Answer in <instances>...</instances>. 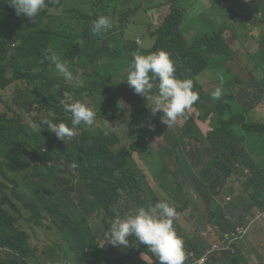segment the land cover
Segmentation results:
<instances>
[{
  "label": "trees",
  "instance_id": "obj_1",
  "mask_svg": "<svg viewBox=\"0 0 264 264\" xmlns=\"http://www.w3.org/2000/svg\"><path fill=\"white\" fill-rule=\"evenodd\" d=\"M145 1L50 0L48 9L33 23L18 19L9 0H0V90L13 84L18 88L14 99L18 110L12 116L0 113V250H5L0 264H42L30 244V231L36 227L37 234L46 228L72 236L70 250L76 253L75 263L87 264L86 249L94 239L82 233L81 224H76L72 215L85 213L89 207L103 208L107 218H123L159 202L146 168L165 193L163 201L178 214L173 227L183 240L184 264H196L195 260L210 256V247L244 226L233 220L243 209H264V68L256 60L264 51V26L259 37L256 30L262 20L251 10L248 24H238L248 14L236 15L234 0L229 11L240 26V31L235 29L239 41L229 30L231 23L218 14L221 19L216 18L213 35L205 32L206 19L193 20L202 25L189 44L185 34L190 28L182 0H168L170 12L151 33L154 42L147 53L167 52L176 77L190 80L191 90L199 97L186 110L185 125L177 121L168 127L161 113L152 115L146 98L124 84L133 54L142 51L136 38L129 35V26ZM99 16L108 17L112 28L94 36L90 24ZM248 25L251 34L254 31L251 38H247ZM228 34L235 36L232 41L236 44L244 45L238 53ZM49 50L69 64L78 81L67 83L55 71L44 59ZM237 54L244 56L251 81L246 80L240 65L237 70L232 67ZM212 84L215 86L210 88ZM218 87L223 95L217 100L213 93ZM76 100L93 106L102 121L119 112L123 135L113 130L105 135L104 122L102 127L84 130L72 142H57L43 121L65 120L64 103ZM191 108L196 112L191 113ZM35 111L42 114L33 117L37 128L24 119ZM172 132L174 136L165 138V147L153 144ZM21 175L33 188L31 201L26 198L27 187L24 194L19 192ZM230 181L241 183L242 192L223 207L218 199ZM63 182L81 188L53 189ZM227 197L231 196L224 197L226 203ZM129 253L131 258L141 255L143 264H159L134 236H130ZM240 255V251L216 252L206 264H249Z\"/></svg>",
  "mask_w": 264,
  "mask_h": 264
},
{
  "label": "clouds",
  "instance_id": "obj_2",
  "mask_svg": "<svg viewBox=\"0 0 264 264\" xmlns=\"http://www.w3.org/2000/svg\"><path fill=\"white\" fill-rule=\"evenodd\" d=\"M49 1L50 0H9L8 6L18 19L34 23L35 20L48 9ZM170 4L172 5V3ZM75 6H78V1H76ZM111 28L110 19L105 16H99L96 20L91 22L89 30L91 34L95 36ZM151 33L150 38L154 42ZM136 42L137 44L141 43L139 39H136ZM44 59L49 61L51 65H54L55 71L67 83L79 80V76L74 75L73 71L70 70L69 64L66 61H62L60 56L55 52L49 50V53L45 55ZM175 71V64L167 52L158 51L149 54L142 49L141 52L133 54V58L127 70L126 82L124 83L129 91L132 89L135 94L146 98V100L150 102L149 108L152 115L161 113V120L168 127L176 124L178 119L185 114L186 110L199 99L198 95L191 90L192 82L190 80L178 79L175 75ZM220 79L222 84L223 78L220 77ZM11 86H14L16 89V93L13 96V105L9 106L10 111L0 112L9 113L10 116L13 115L14 111L18 110V106L14 102L18 94V88L15 84ZM154 88L156 89L155 92H153ZM222 95V87H218L213 93V98L218 100ZM125 104L126 102L124 101L123 105ZM64 110L65 120L58 123H52L48 120L43 121L57 142H72L84 130L102 127L104 122L106 123L104 129L105 135H109L113 130L111 128L112 124L108 123L107 120L112 118L114 113H112L111 117H105L102 121L99 119L97 110L86 101L76 100L65 102ZM99 122H101L102 125H99ZM73 167H75V165H73ZM73 173L77 172L74 171ZM58 176L60 175H55L54 178ZM23 178L24 175H21V180L26 185L23 186L22 184L19 192L24 194L23 188L27 187L28 196L26 198L31 201L34 199L32 197L34 196V193H32L33 188H29ZM228 198H230V200H228ZM231 199V197H227L226 200L229 202ZM101 210L108 220L104 231L105 239L101 244L93 240V244L86 249L88 253L86 257L87 264H91V262L92 264H99L104 254L127 255L130 236H134L138 244L146 245L148 250L158 259L159 264H184L186 257L183 240L177 235L173 227V221L178 214L176 209L168 202L159 201L154 205L149 204L146 208H137L123 218L117 216L115 219L107 218L105 210L103 208H101ZM110 221H113L111 225ZM83 223L84 221L80 222L81 226ZM58 234L60 236L63 235V233ZM30 237V244L36 250V256L42 264H76L74 261L76 253L70 250V244L66 247H58L53 244L43 249L40 243H38V248L40 249L38 250L36 244H32V235H30ZM60 240L63 239L61 238ZM67 240L70 241V243L73 241L69 237ZM94 250L98 252V256L92 255ZM58 251H61L60 256H57L54 260L53 255ZM238 251L241 252L240 256L243 257L244 249ZM4 255L5 250H0V259H2Z\"/></svg>",
  "mask_w": 264,
  "mask_h": 264
},
{
  "label": "rangeland",
  "instance_id": "obj_3",
  "mask_svg": "<svg viewBox=\"0 0 264 264\" xmlns=\"http://www.w3.org/2000/svg\"><path fill=\"white\" fill-rule=\"evenodd\" d=\"M171 1V0H170ZM170 1L168 0H147L142 5L140 11L137 13V15L132 19V24L129 27V34L131 36H135L136 39L140 40L141 43H138L144 51H148L152 48L153 41L150 38V33L154 31L157 27L160 26V24L163 22V20L166 18V16L169 14L171 6ZM217 1V2H216ZM234 0H182L181 7L183 9V13L186 11V24L190 28V32L186 33V39L189 44L192 42L193 36L198 31L199 27L202 25L200 23L194 22L193 20H196L197 18L201 17L206 19L209 23L205 26V32L207 35H213L217 31L216 18L221 19L218 14L221 16H224L226 19L227 24L231 23L232 26L229 27V30L232 31L236 36L235 29L237 31H240V26L237 25L234 21L235 17L231 16V13L229 11V8L231 7L230 4ZM257 1V4L255 3ZM153 4V5H150ZM234 7L239 9V12H247L248 15L243 20H238V24L245 25L247 22V19L251 16L250 11L253 10L254 13L258 16L257 20H262L263 23H259L256 27L258 37L261 34V30L264 26V0H236L234 3ZM185 15V13H184ZM233 22V23H232ZM248 24V22H247ZM248 36L247 38H251L254 31L250 32V28L248 25ZM229 39V43L235 47V52L238 53V51L242 48H244V45L242 43L236 44V41H232V38H235L232 34L227 35ZM239 41V36H237ZM251 47L250 49H253L252 42L250 43ZM259 48V45H258ZM244 56L241 54H237L232 61V67L237 70L236 65H240L247 74L246 80L252 79V76H249L248 69L245 66V60L243 59ZM256 60L259 61L260 66L264 68V51L260 53ZM215 84H212L210 88L214 87ZM16 93V89L14 86H11L7 88L6 90L0 91V112L3 111H10L9 106L13 105V96ZM191 113H195L196 110L191 108ZM12 114V112H11ZM119 112H116L113 114V117L107 120L108 123L113 125V132L117 133V135L122 136L125 129L121 128L119 125V120L117 115ZM249 114V113H248ZM247 114L248 121H251ZM42 114L40 112H34L32 115H26L25 121L29 124H31L34 128L38 127V122L33 119V117H41ZM180 125H185L187 121V116H182L178 119ZM99 125H102L101 122L98 123ZM171 136H174V132L171 134H166L161 138H158L154 141L153 144L156 145L157 148L161 149L166 146L165 144V138H169ZM122 144H125V141L122 140ZM136 161L144 167L142 161L139 159V157L135 154L134 155ZM149 183L154 188V190L161 196L160 201L165 200V193L160 189L156 179L151 176L147 168L145 169ZM59 178L66 179V181L69 179L68 176H58ZM26 184L23 183V186ZM52 187V185H50ZM65 188H68L69 190L72 189H80L81 186L77 184H69L67 182H63L62 184L53 187L55 191L61 192ZM242 192V186L241 183H235L233 181H230L226 185L225 193L220 197L219 196V203L226 207L229 204L233 203L235 199L241 194ZM33 193V192H32ZM231 196L232 199L229 202H225L224 197L225 196ZM218 201L217 204L219 205ZM54 207V206H53ZM243 209L241 213L237 214V218H234V223L242 222L241 225L248 226L249 228V234L247 238L244 241L248 242V245L244 246V248H247L245 258L248 259L249 264H264V209H261L260 207H254L252 209ZM55 212V208L53 209V213ZM251 217H259V220L254 223L250 224L249 219ZM50 218L47 219L46 225L49 226L51 223L49 222ZM113 221H110V225ZM80 228L83 229L80 225ZM84 230V229H83ZM38 227L32 229L30 231L32 235V244H36V247H39L38 242ZM85 231V230H84ZM85 233H87L85 231ZM55 235L52 233L51 236ZM46 236H48L46 234ZM38 250H40L38 248ZM92 255L98 256V252L94 250L92 252ZM133 264H143L141 259L138 258L136 261H134Z\"/></svg>",
  "mask_w": 264,
  "mask_h": 264
},
{
  "label": "crops",
  "instance_id": "obj_4",
  "mask_svg": "<svg viewBox=\"0 0 264 264\" xmlns=\"http://www.w3.org/2000/svg\"><path fill=\"white\" fill-rule=\"evenodd\" d=\"M251 47V44H250ZM255 116V115H253ZM68 200V202H70ZM81 205V203H77ZM75 207L74 205L70 204V208ZM88 209L87 212L79 214L75 213L72 215L75 220L76 224L80 223L81 221H84L83 225L81 226L85 231L82 229V233L88 237V239L94 238V242H99L100 244L103 243L105 236L104 231L107 226L108 220L105 218V215L101 208H94L89 209V207H86ZM52 233L55 235L51 236ZM46 234L48 236H46ZM69 234L63 233V235H59L58 232L55 229H44L40 231V234H38V240L41 245V247L44 249L48 246H51L53 244L59 246H68L70 244V241L67 240V238H71V240H74L73 237L68 236ZM63 240H60V239ZM246 245H248V242H246ZM247 248H244L243 251V257L246 255ZM138 258H141V255L139 257V254H134L132 258L130 257V253L128 251V254L125 256L120 255H111V254H104L102 258L99 261V264H133L134 261H136ZM245 258V257H244ZM246 262H249L247 258H245ZM92 264V262H91Z\"/></svg>",
  "mask_w": 264,
  "mask_h": 264
},
{
  "label": "built area",
  "instance_id": "obj_5",
  "mask_svg": "<svg viewBox=\"0 0 264 264\" xmlns=\"http://www.w3.org/2000/svg\"><path fill=\"white\" fill-rule=\"evenodd\" d=\"M230 200V198H228ZM259 220V217H251L249 219L250 224H254ZM249 234L248 226H240L237 228L236 232L232 234L225 235L224 239L220 244H214L210 248L209 255L203 256L196 261V264H206L211 256L216 252H226L231 251L233 254H236L238 250H243L247 241H244Z\"/></svg>",
  "mask_w": 264,
  "mask_h": 264
},
{
  "label": "flooded vegetation",
  "instance_id": "obj_6",
  "mask_svg": "<svg viewBox=\"0 0 264 264\" xmlns=\"http://www.w3.org/2000/svg\"><path fill=\"white\" fill-rule=\"evenodd\" d=\"M234 13H235L236 15H238V16H243V15L246 14V12H239V9H238V8H235V7H234Z\"/></svg>",
  "mask_w": 264,
  "mask_h": 264
}]
</instances>
